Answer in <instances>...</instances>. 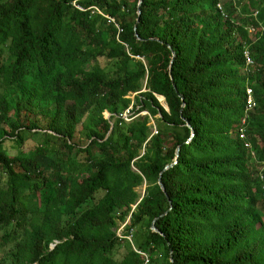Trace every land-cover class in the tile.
Instances as JSON below:
<instances>
[{
	"label": "trees",
	"instance_id": "16d2710c",
	"mask_svg": "<svg viewBox=\"0 0 264 264\" xmlns=\"http://www.w3.org/2000/svg\"><path fill=\"white\" fill-rule=\"evenodd\" d=\"M221 1L0 0V264H264V0Z\"/></svg>",
	"mask_w": 264,
	"mask_h": 264
},
{
	"label": "built area",
	"instance_id": "2783aa9c",
	"mask_svg": "<svg viewBox=\"0 0 264 264\" xmlns=\"http://www.w3.org/2000/svg\"><path fill=\"white\" fill-rule=\"evenodd\" d=\"M74 5H76V7L79 10L83 11L82 7L79 6V5H77L76 2L74 3ZM218 7H219L220 10L223 11L222 5H219ZM98 12L100 14H102L100 11H98ZM254 16L257 17V13H255ZM111 21L114 22L113 19ZM261 31L262 32L264 31L263 25H261ZM250 32L252 33V36L254 37L253 33L255 34V28H252L250 30ZM244 55H245V59H246V61H245V67H244V73L246 75H250L254 71L253 68L255 67V60L252 58V56L250 54V51H249V48H246L245 49ZM256 106H257V102H256V99H255V96H254L253 88L251 86H249V84H248L247 85V88H246V108H245V116L242 119V128L240 129V138L241 139H246L247 118L249 116V113L251 111H253ZM139 110H140V108L139 107L135 108V103L132 101V105L126 111H124L121 115L117 116L116 118L119 119V120H121V121H123L124 123H127V124L128 123H131L134 120H136L137 118L143 117L142 115L145 114V113H139V114H137V112ZM147 115H148V113H146L145 116H147ZM103 116H104L105 120H107V121H109V119L111 117L108 114V112H106V111L103 113ZM157 134H158L157 130L156 131H153L152 130V136L151 137H153V136H155ZM246 146L250 147L249 144H246ZM133 210H135V207L133 208ZM128 223H129V220L127 221V223H125L124 225H122V227H120V229L118 230L117 235H118L119 238H121V239L126 238L128 240H131V237L130 238H127V237H123L122 236V231L125 229V227L127 226ZM148 263H149V261L147 260L146 261V264H148Z\"/></svg>",
	"mask_w": 264,
	"mask_h": 264
},
{
	"label": "rangeland",
	"instance_id": "374dc122",
	"mask_svg": "<svg viewBox=\"0 0 264 264\" xmlns=\"http://www.w3.org/2000/svg\"><path fill=\"white\" fill-rule=\"evenodd\" d=\"M226 1H227V0H222V1H221V4L223 5ZM134 98H135L134 95L131 96V99H132L133 102H134ZM161 102H162V104H163V105H162V104H161V105L164 106V108L167 107L165 101H163V100L161 99ZM144 113H145V114L142 115L143 117L146 115L147 112H144ZM150 127H152V130H153V131L158 130V129H157V127H158L157 122H156L155 120H151ZM77 137L79 138V140H78L79 142H83V141L85 140L83 136H79V135H77ZM41 142H42V143H45L48 147H49V146H52V147H54V148H58V145H59V143H60V142H57V140H53V139H51V138H49V137H41V136H39V135H35L34 137H31V138H29V139L26 140V142L24 143L23 148H24L25 151H27L28 148H33V147H35L37 144H40ZM79 145H81V144L79 143ZM10 151L13 152V151H16V150H12V149H10ZM139 192H140V194H141L142 197H143L144 192H145V187H144V188H141V189L139 190ZM121 227H122V226H121Z\"/></svg>",
	"mask_w": 264,
	"mask_h": 264
},
{
	"label": "water",
	"instance_id": "95a60500",
	"mask_svg": "<svg viewBox=\"0 0 264 264\" xmlns=\"http://www.w3.org/2000/svg\"><path fill=\"white\" fill-rule=\"evenodd\" d=\"M142 2H143V0H140V2H139V4H138V20H137V24L140 22V16H141V5H142ZM135 25V27H134V30H135V33H136V35H137V37H139V35H138V33H137V26L138 25ZM158 98H160V97H157V99ZM162 98V97H161ZM158 101H159V99H158ZM160 102V101H159ZM183 102H184V100H183ZM163 108H164V106H162ZM166 111H167V109L166 108H164ZM187 126L192 130V137H191V140L194 138V136H195V131H194V129L193 128H191V126L187 123ZM112 129H113V125L111 126V131H112ZM190 140V141H191ZM179 149L177 150V152H176V161H175V163L173 164V165H170V166H167L166 168H165V170H164V172H166V171H168V170H170V169H172L174 166H176L177 164H178V161H177V159L179 158ZM159 186L161 187V189H162V191L163 192H165V188H164V185H163V183H162V175H161V177H160V180H159ZM144 194H145V192H144ZM164 216H166V214L165 215H163L162 217H164ZM155 223H156V221H154L153 222V225H152V230L154 231V232H156V233H159V231L155 228ZM55 248V246H53L52 247V249H54ZM171 263H173V259H171Z\"/></svg>",
	"mask_w": 264,
	"mask_h": 264
}]
</instances>
